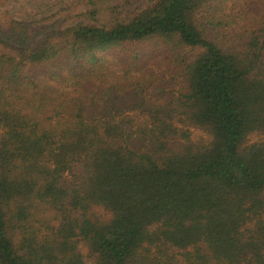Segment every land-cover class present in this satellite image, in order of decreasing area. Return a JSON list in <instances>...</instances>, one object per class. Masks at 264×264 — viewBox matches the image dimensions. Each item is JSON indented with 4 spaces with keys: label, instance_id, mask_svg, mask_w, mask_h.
Instances as JSON below:
<instances>
[{
    "label": "trees",
    "instance_id": "obj_1",
    "mask_svg": "<svg viewBox=\"0 0 264 264\" xmlns=\"http://www.w3.org/2000/svg\"><path fill=\"white\" fill-rule=\"evenodd\" d=\"M139 1L0 14V264H264V0Z\"/></svg>",
    "mask_w": 264,
    "mask_h": 264
},
{
    "label": "rangeland",
    "instance_id": "obj_2",
    "mask_svg": "<svg viewBox=\"0 0 264 264\" xmlns=\"http://www.w3.org/2000/svg\"><path fill=\"white\" fill-rule=\"evenodd\" d=\"M76 0H0V14L6 16L9 14L16 19L28 20V19H43L51 20L52 16L60 11V9ZM118 0H96L97 7L101 9H107L112 6ZM148 0H140L136 5L145 6ZM89 6L85 3L78 7L80 11H85ZM101 11V14L103 11ZM107 11V10H106ZM103 18V17H101ZM106 216L104 211H100Z\"/></svg>",
    "mask_w": 264,
    "mask_h": 264
}]
</instances>
